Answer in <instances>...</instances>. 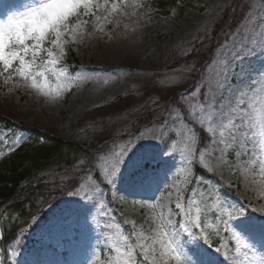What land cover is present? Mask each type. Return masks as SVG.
I'll return each instance as SVG.
<instances>
[{
	"label": "rangeland",
	"instance_id": "374dc122",
	"mask_svg": "<svg viewBox=\"0 0 264 264\" xmlns=\"http://www.w3.org/2000/svg\"><path fill=\"white\" fill-rule=\"evenodd\" d=\"M37 2L0 0V20ZM237 2L108 0L95 15L81 10L71 19L72 25L86 23L74 41L64 37L65 55L55 72H45L46 90L62 86L59 97L43 95L15 73L7 82L8 74L0 76V116L91 151L84 158L72 151L37 172L53 168L34 181L36 187L44 181L42 190L35 189L40 196L0 264H123L126 257L117 249L131 247L132 264H152L153 253L145 257L137 245H151L159 209L148 204L159 201L171 209L182 259L264 264L258 124L247 125L250 140L222 144L218 132H208L195 115L201 105L221 99L227 104L241 90L251 97L264 87V0H243L240 7ZM225 15L233 21L214 39L210 34ZM42 59L46 54L38 65ZM26 140L0 130V162ZM132 153L146 159L147 172L133 175L130 165L118 163ZM197 168L212 180L198 176ZM113 171L118 175L109 183ZM178 191L192 217L213 230L207 243L204 230L193 227L194 236L181 227L191 226L177 215ZM156 253L155 264H176L159 248Z\"/></svg>",
	"mask_w": 264,
	"mask_h": 264
},
{
	"label": "snow or ice",
	"instance_id": "6c2138e0",
	"mask_svg": "<svg viewBox=\"0 0 264 264\" xmlns=\"http://www.w3.org/2000/svg\"><path fill=\"white\" fill-rule=\"evenodd\" d=\"M63 3L67 6V11L64 12L56 28H50L34 38L25 39L13 51L8 52L5 50L3 56H0V76L8 74L6 82L11 80L12 74L15 73L25 81L30 80L31 87L39 90L43 95L49 96L54 93L56 97L60 96L62 86L51 89V92L46 90L49 86L45 72H55L56 66L65 55L64 45L68 41L64 37L70 35L74 41L75 35L78 34L82 24L86 23V21L78 20L76 24L72 25L70 21L73 17H79L81 10H83L84 15H95L93 10L106 7L108 0H104V4L98 3V0H63ZM117 7L118 5L113 3L112 11L115 12ZM260 36L261 39H264V31L260 32ZM46 43L50 44L51 47H45ZM8 47H12L11 43ZM54 49L58 51H54ZM241 51H243V48ZM42 54H46L47 59L40 60L38 65L37 61ZM29 57L31 58L29 59ZM237 57L243 59L241 52H237ZM60 74L63 75L64 73L61 72ZM37 77H42V81L38 82ZM195 115L202 125H207L208 132L213 134L218 132L222 144L227 143L229 140L233 143L240 142L245 138L250 140L252 138V130L248 129L246 131L245 129L250 121L255 120L258 124L261 143L264 144V87H261L259 93L251 97L241 90L229 98L227 104L221 99L211 104L201 105V111L195 113ZM134 156L135 153H132L126 160L118 163L130 165L133 175L147 172L146 159H137ZM117 175L118 172L113 171L110 174L109 183L113 182ZM183 199V195L178 191L175 202V208L179 210L177 215H183L187 225L191 226L181 225V227L195 236L196 233L192 231V228L200 229L203 232L202 221L199 216L196 218L192 217L191 207L186 208L182 203ZM148 208L159 209V211L152 217L155 226L152 229V235L148 238L151 240V245L148 247L144 243L137 245L142 249V254L146 257L148 253H153L152 264H155L156 249L159 248L164 255H171L176 264H194L191 259H182V253L178 250V245L173 235L174 225L170 218L171 209L168 204L163 201L153 202L148 204ZM109 227L119 229V225H109ZM122 239L127 242L129 238L123 236ZM204 240L207 243V239L204 238ZM117 251L122 257H126L123 260V264H132L131 257L135 254L136 247H131L124 251H120L118 248Z\"/></svg>",
	"mask_w": 264,
	"mask_h": 264
},
{
	"label": "trees",
	"instance_id": "16d2710c",
	"mask_svg": "<svg viewBox=\"0 0 264 264\" xmlns=\"http://www.w3.org/2000/svg\"><path fill=\"white\" fill-rule=\"evenodd\" d=\"M228 19V16L225 15V18L216 26L213 32L215 38L226 26ZM144 120L145 118L140 123H143ZM0 126L8 130H13L16 127L9 119L1 117ZM33 132L37 133L35 130H32ZM30 135L41 144L28 148L22 155L13 157L3 166H0V223L5 227L4 244L11 243L16 237L19 227H21L16 220L18 213L22 212V217L26 215V205L30 203H28L29 195H33V191L23 185L34 181V170L57 158H63L65 154H70L72 151L83 158L89 155V151L73 143L49 135L35 136L31 133ZM197 172L205 175L202 171L198 170Z\"/></svg>",
	"mask_w": 264,
	"mask_h": 264
},
{
	"label": "clouds",
	"instance_id": "9594fccd",
	"mask_svg": "<svg viewBox=\"0 0 264 264\" xmlns=\"http://www.w3.org/2000/svg\"><path fill=\"white\" fill-rule=\"evenodd\" d=\"M45 5H47L45 7ZM67 11L63 0H38L22 12H14L0 20V56L18 46L23 40L56 28ZM11 43L12 47H8Z\"/></svg>",
	"mask_w": 264,
	"mask_h": 264
}]
</instances>
